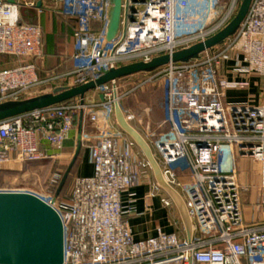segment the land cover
Here are the masks:
<instances>
[{
    "label": "built area",
    "instance_id": "built-area-1",
    "mask_svg": "<svg viewBox=\"0 0 264 264\" xmlns=\"http://www.w3.org/2000/svg\"><path fill=\"white\" fill-rule=\"evenodd\" d=\"M14 1L0 0V56L16 59L15 66L0 69V104L27 99L33 90L59 79L55 73L40 75L44 33L39 24L21 20L22 8L41 14L54 7L75 26L74 74L83 84L98 80L101 71L148 62L207 40L233 20L242 2L129 0L126 37L120 32L103 49L111 0ZM228 62L233 66L227 70ZM142 75L149 77L126 91L118 84L140 75L97 89L104 101L85 99L82 104L75 99L0 123V172L10 164L53 160L40 139L62 151L83 112V146L89 150L93 175L74 177L66 200L41 198L63 222L64 264H264V0L253 1L237 34L214 52ZM253 77L259 80L258 100L227 104V93L251 89ZM151 84L165 90L164 118L160 126L146 125L147 141L166 182L185 197L195 223L191 242L179 233L136 241L129 221L136 201L133 195L128 204L122 201L151 166L116 126L114 93L121 103ZM240 159L256 163L258 173L243 179ZM255 186L260 196L256 209L262 215L249 221L245 201ZM0 192L15 191L5 190L0 181Z\"/></svg>",
    "mask_w": 264,
    "mask_h": 264
},
{
    "label": "water",
    "instance_id": "water-1",
    "mask_svg": "<svg viewBox=\"0 0 264 264\" xmlns=\"http://www.w3.org/2000/svg\"><path fill=\"white\" fill-rule=\"evenodd\" d=\"M14 4V0H7ZM254 0H242L233 20L220 32L207 40L194 44L173 54L161 55L148 62H135L110 71H101L96 81L79 84L74 87H57L51 93L27 98L21 101L0 104V123L21 117L35 111L50 109L68 101L80 99L83 104L86 96L97 89L142 74H153L170 65L188 64L198 60L202 55L214 52L233 38L246 20ZM109 24L103 40V49L122 32L126 37L129 19V0H111ZM41 3L38 4V8ZM115 122L138 146L151 166L158 186L165 190L176 203L186 226L188 241L193 239L191 218L182 197L163 177L151 147L143 136L133 127L124 113L117 94L114 93ZM104 101V97H101ZM84 113L78 121V145L69 164L59 189L53 199L54 203L68 177L70 176L83 149ZM65 238L64 226L58 212L38 196L26 192H0V264H64Z\"/></svg>",
    "mask_w": 264,
    "mask_h": 264
},
{
    "label": "crops",
    "instance_id": "crops-1",
    "mask_svg": "<svg viewBox=\"0 0 264 264\" xmlns=\"http://www.w3.org/2000/svg\"><path fill=\"white\" fill-rule=\"evenodd\" d=\"M42 7L43 6L41 4L40 8ZM55 9L56 8L54 7L44 8L43 13L41 14L37 10H31L26 8H22L20 11L21 20L23 22H27V23L32 22V24H39L42 27L45 37V45H44V57L37 61V66L40 75L43 78L47 77V75H49L50 73H55L57 76H59L58 80L52 82L50 85H46L45 87H43L45 89H49L50 91H53L57 87H74L79 85L77 82L79 80V76L74 74V69L78 65V62L74 59V55H75V43L73 38L74 31L70 24H67L63 20L61 21L57 17L58 14H56ZM13 60L15 59L7 57L8 67L6 68L12 67V65L14 64ZM232 66H233V62H228L225 68L228 70ZM226 72L223 73L225 74ZM226 76L229 78V80L234 79V76L230 75L229 73H226ZM250 81L252 86L251 89L249 90H230L227 93L226 103L229 105H239V104H245L250 99H252V95L256 94L257 92L255 86L257 85L259 80L258 78L253 77ZM123 82L124 81H122V83ZM123 89L128 90V87L127 88L123 87ZM101 97H102L101 94L94 91L89 93L85 99L87 102L97 103L102 101ZM122 104L121 107L124 113L126 114V116L133 113V112L131 113V111L129 112L126 106H124L125 105L124 102ZM133 115L136 117V119L132 121L131 124L147 141L146 123L139 118V115L136 114ZM163 118H164L163 111L159 112L157 118L153 119V121L150 124L152 126H160L162 124ZM77 137H78V125L77 128L72 132L70 139L66 142L62 151H56L50 148L48 144H46L44 141L40 139L39 141L40 147L44 151H46L49 155L55 156L53 160H46V161L63 162L68 159H71L72 161L74 154L77 150V145H78ZM151 150L153 152L156 161L158 162L161 168L159 159L152 147ZM137 151L140 153L142 158L146 160L145 156L138 148V146H137ZM250 163L251 160L249 159L239 160V166L243 173V179L245 180H248L251 173L255 174V169L257 165L254 166L252 163L251 164ZM15 165L17 164H10L6 166L5 167L6 171H11L13 169L12 167H14ZM74 171L76 177H90L93 175V166L90 160V153L87 148L84 149L82 155L77 160V165ZM155 186L160 189L158 193L154 189ZM174 189L182 197L184 203L186 204L185 197L181 194V192L178 189L176 188ZM254 193H256V198H257L259 194V190H257V188L256 189L253 188L251 190V193L247 195L246 200L247 198H249V196H251L252 198L255 197ZM131 195H133V198L136 201L135 203L136 212L133 216L130 217L129 221L133 236L136 241H143L150 238H155L159 235V233H167V234L179 233L181 237L186 238L188 240L186 226L184 224L180 210L178 209L176 203L170 197V195L165 190L161 189L158 186L156 177L152 169L151 171L145 172L140 185L132 188L130 191L123 194L122 201L125 205L128 204L129 200L131 199ZM163 199L169 201L171 203V206L166 207L162 202ZM255 206L256 205L254 202V207ZM253 209L254 208H250V209L247 208L245 204V216L249 221L256 219L257 217ZM191 225H192V231L194 237L195 223L192 219H191Z\"/></svg>",
    "mask_w": 264,
    "mask_h": 264
},
{
    "label": "rangeland",
    "instance_id": "rangeland-1",
    "mask_svg": "<svg viewBox=\"0 0 264 264\" xmlns=\"http://www.w3.org/2000/svg\"><path fill=\"white\" fill-rule=\"evenodd\" d=\"M238 12V11H237ZM57 14V13H56ZM59 15V14H58ZM149 76L140 75L139 77H135L133 79H129L124 81L123 83H119V87L123 89V87H130L131 84L143 82ZM129 85V86H128ZM257 89L256 94L252 95L253 100H258L260 97V88L257 85L255 86ZM126 91L125 89H123ZM49 89L45 88H38L30 92L27 98L40 96L43 94L51 93ZM122 94V91H120ZM164 97H165V90L162 87L157 85H149L144 90L139 91L129 97H125L121 100V104L124 102V106L131 111L132 114L139 115V118L149 125L153 119L157 118L159 112L163 111L164 115ZM123 105V104H122ZM146 111V112H145ZM163 122V120H162ZM71 159L65 161H46V162H34V163H24V164H17L11 171H6L3 168L0 172V181L2 188L8 191H15V192H26L34 194L40 198L53 196V190L56 187V183H54L55 176H58V173L62 174L65 173ZM251 163L256 166L257 164L251 160ZM250 163V164H251ZM258 173V166L255 169V174ZM59 174V175H60ZM256 188L258 186H255ZM255 188V189H256ZM258 190V188H257ZM249 196L245 201L247 208H254V212L257 215L256 218L260 217L262 214L258 208L256 209L255 205L260 202V196L258 194L256 198ZM252 199H251V198ZM256 199V200H255Z\"/></svg>",
    "mask_w": 264,
    "mask_h": 264
},
{
    "label": "trees",
    "instance_id": "trees-1",
    "mask_svg": "<svg viewBox=\"0 0 264 264\" xmlns=\"http://www.w3.org/2000/svg\"><path fill=\"white\" fill-rule=\"evenodd\" d=\"M57 17H58L61 21L63 20V21L66 22L67 24H70V25L72 26V28H73V31H75V26H74V25H73V24H72L67 18H65V17H63V16H60V15H58ZM31 24H32V22H31ZM73 38H74V33H73ZM8 60H9V59H8ZM13 61H14V62H13L14 64H13L12 66H15V65H16V59L13 60ZM6 67H8V64H7V57L0 56V69H4V68H6ZM73 102H74V100H71V101H68V102H66V103H64V104H72ZM85 148H86V147L83 146V149H82V152H81L80 156L82 155V153H83V151H84ZM76 165H77V163H76ZM76 165L74 166V168H73V170H72L70 176L68 177V180H67L65 186L63 187V189H62V191H61V193H60V195H59V197H58L59 200H66V199H68V191H69V188H70L71 182H72L73 178L76 177V175H75V171H74ZM59 174H60V173H58L59 179H58V181H57V183H56V187L54 188L53 193H52L54 197H55V195H56V193H57V191H58V189H59V186H60V184H61V181H62L63 176H64L65 173H62V174H60V175H59Z\"/></svg>",
    "mask_w": 264,
    "mask_h": 264
}]
</instances>
